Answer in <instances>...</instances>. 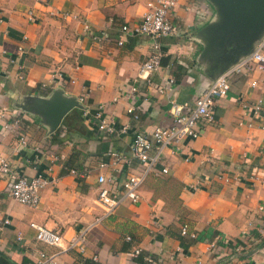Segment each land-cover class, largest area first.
Segmentation results:
<instances>
[{
	"label": "crops",
	"instance_id": "1",
	"mask_svg": "<svg viewBox=\"0 0 264 264\" xmlns=\"http://www.w3.org/2000/svg\"><path fill=\"white\" fill-rule=\"evenodd\" d=\"M148 1L0 0V159L10 167L0 171V211L10 219L0 229V264H30L39 251L58 252L57 264H264V73L256 69L232 80L227 94L215 101L212 121L197 125V138L184 139L179 153L164 151L138 202L125 201L93 224L102 213L95 176L112 171L99 168V162L117 151L134 167L121 165L118 179L137 173L142 167L130 152L133 134L170 126L171 105L193 103L220 75L210 76L212 63L200 56L201 29L217 18L213 5L177 0L170 13L173 33L160 40V66L147 79L138 78L153 41L121 26L140 22ZM60 11L77 19H63ZM56 90L81 98L82 107L67 112L53 130L31 103ZM258 99V113L241 106ZM130 106L137 119L127 112ZM99 107L115 128L112 133L97 128L91 113ZM19 133L26 145L19 143ZM161 167L168 173H159ZM69 168L91 174L80 180ZM218 172L230 181L218 180ZM39 173L48 183L37 206L7 195L17 177ZM183 224L198 238L182 235ZM38 228L60 233L63 247L80 230L84 240L81 248L63 250L38 241ZM217 236L220 243H214Z\"/></svg>",
	"mask_w": 264,
	"mask_h": 264
},
{
	"label": "built area",
	"instance_id": "2",
	"mask_svg": "<svg viewBox=\"0 0 264 264\" xmlns=\"http://www.w3.org/2000/svg\"><path fill=\"white\" fill-rule=\"evenodd\" d=\"M39 3L47 4V0H37ZM177 5V0H149L147 2V9L143 13L141 21L134 25H122L121 30L131 35H146L153 41L154 51L149 58L144 61L138 69V78L147 79L151 72L155 71L160 66L161 52L160 40L169 37L173 33V25L170 21V13ZM59 15L63 19H77V15L68 11H60ZM27 20L31 21L34 18L32 9L26 13ZM119 44L122 40L118 41ZM22 46L17 47L18 51H22ZM245 69H256L264 73V36L261 38L258 46L244 59L228 68L220 75H218L213 82L203 91L191 104L173 103L170 107V114L173 122L167 127H155L151 132H135L130 144V152L134 159L141 165V170L137 173L127 172L125 176L119 180L118 174L120 166L128 169H134L132 161L125 155L117 152H108V161H100L99 168L108 167L112 171L105 175L99 172L95 176V181L98 184L96 200L102 208L100 216L96 217L93 224L100 222L103 218L112 214L114 209L121 203L129 201L132 203L138 202L140 199V188L146 177L152 172L161 162L162 155L166 149L171 153H179L182 150V141L186 138L195 139L198 137L197 125L203 122H210L213 119V107L218 98L225 96L230 89L232 80ZM60 75V74H59ZM60 79V76H56ZM172 79H169L171 81ZM257 81L253 80L251 85H256ZM133 93L137 92L135 86L131 87ZM82 99L79 98V101ZM262 100L258 99L254 104L242 103V108L247 111L251 109L254 113L261 110ZM102 107L91 113L93 119L97 123V128L104 130L107 133H112L115 128L107 122L102 113ZM127 112L132 114L134 119L138 118L135 108L130 106ZM90 112L85 110L84 114ZM18 119L13 120V124L17 125ZM126 127L119 128L120 132H124ZM18 140L21 145L27 144L26 137L19 133ZM35 151H39V147H34ZM132 166V167H131ZM9 164L5 159H0V171L3 173L9 172ZM73 175L85 178L90 176L91 171L83 169L77 171L71 169L69 171ZM159 173H168L167 167L158 169ZM253 176H251L252 178ZM216 178L223 182L230 181V177L223 173H216ZM48 178L45 174H37L29 177L21 175L13 180L10 184L7 195L14 201L35 207L40 201V191L47 185ZM10 224V219L3 216L0 211V229L3 226ZM180 233L191 238L196 237L195 233L190 232L187 224H183L180 228ZM35 237L38 241L48 245L58 246L61 249H72L80 247L84 240V230L76 233L67 243L65 247L61 244L63 237L60 233L47 228H38ZM18 241L22 238L17 236ZM130 240V236H126ZM221 238L215 237L214 243H220ZM238 249V247L236 248ZM58 253V252H57ZM57 253H46L39 251L36 258L30 264H57ZM135 253H139V249H135ZM152 262V259L148 258Z\"/></svg>",
	"mask_w": 264,
	"mask_h": 264
},
{
	"label": "water",
	"instance_id": "3",
	"mask_svg": "<svg viewBox=\"0 0 264 264\" xmlns=\"http://www.w3.org/2000/svg\"><path fill=\"white\" fill-rule=\"evenodd\" d=\"M207 1L213 5L217 18L201 29L204 46L200 56L211 61L210 76H213L252 51L264 32V0ZM74 107L82 105L76 97H67L60 90L31 103V110L41 115L53 130Z\"/></svg>",
	"mask_w": 264,
	"mask_h": 264
},
{
	"label": "trees",
	"instance_id": "4",
	"mask_svg": "<svg viewBox=\"0 0 264 264\" xmlns=\"http://www.w3.org/2000/svg\"><path fill=\"white\" fill-rule=\"evenodd\" d=\"M71 169H75V170H77V171H81V170H83V169H76V168H69L68 170L70 171ZM77 178L80 179V180H83L82 177L77 176Z\"/></svg>",
	"mask_w": 264,
	"mask_h": 264
}]
</instances>
